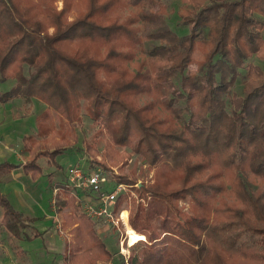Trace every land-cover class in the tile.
<instances>
[{"label": "trees", "instance_id": "1", "mask_svg": "<svg viewBox=\"0 0 264 264\" xmlns=\"http://www.w3.org/2000/svg\"><path fill=\"white\" fill-rule=\"evenodd\" d=\"M160 1L0 0V82L14 81L0 103L23 97L46 105L36 133L22 140L28 162L1 167L42 173V157L55 163L75 145L84 107L108 136L105 158L114 161L115 146H125L155 169L136 203L121 191L111 207L117 215L128 201L127 221L140 234L156 225L128 264H264V66L252 62L264 61V0H184L186 35L168 26L163 4L153 9ZM88 162L84 170H108ZM103 171L115 184H134ZM57 185L67 196L58 209L73 210L65 214L74 238L67 264L122 261L98 234L104 218L83 211L75 188ZM85 194L96 203V194ZM0 207V223L16 238L35 221L1 194Z\"/></svg>", "mask_w": 264, "mask_h": 264}, {"label": "rangeland", "instance_id": "2", "mask_svg": "<svg viewBox=\"0 0 264 264\" xmlns=\"http://www.w3.org/2000/svg\"><path fill=\"white\" fill-rule=\"evenodd\" d=\"M160 4L165 6L164 17L168 26L178 35L188 34L189 26L180 25L181 19L179 16V12L184 8L185 1L161 0L153 5V9L157 11ZM56 5L61 8V1H58ZM152 27L153 25L143 27L142 33L151 30ZM140 59L139 55L135 58L136 61ZM252 62L264 66V61L259 60L257 57H253ZM190 68L194 70L196 65L192 64ZM128 70L130 72L136 70L134 60L129 63ZM241 83L242 76L239 77L233 91L239 92ZM13 85V80L0 82V95L2 92L11 89ZM45 109L44 102L37 98L27 101L23 97H15L6 103H0V194L8 198L15 210L35 219L27 231L18 238L8 232L0 223V264H67L66 259L73 250L74 238L70 232L71 227L65 225L67 218L65 214L73 212V210L69 211L71 206L64 207L63 210L58 209V200L66 202L67 196L57 184L64 182L69 186L66 180L69 166L79 163L82 168L88 169L90 166L88 161L90 160L104 163L108 167V170H106L100 165L95 167L96 163H92L94 169L105 170L114 176H129L134 184H124L126 186L125 191L127 197L131 196L135 203L139 198L136 189L142 184L152 183L155 178V169L131 152L128 147L115 146L114 149L118 153L115 154L114 161L105 158V145L108 136L99 131V124L91 120L85 113L84 107H82L80 113L81 121L75 125L77 137L75 145L64 149L58 154L55 157V163L49 164L46 158L42 157L39 160L42 173L33 177L25 172L23 166L1 167L2 163L5 162L22 165L28 162L30 157L23 151L22 140L24 136L36 133V116ZM52 115L53 122L57 126L58 119L54 113ZM52 140L57 139L54 136L47 139V147L50 148H47L49 154L54 150ZM115 186L116 184L108 177L103 184L105 190H112ZM77 192L83 200L82 204L89 201V197L84 192L81 190H77ZM78 202L80 201L78 200ZM146 202V199L142 200L143 205H146ZM177 205L181 213L185 214L190 211V204L187 199H180L177 201ZM123 207L125 209L122 210L125 211L122 212V216L125 217L126 225L121 221L117 225L100 221L98 234L112 251L120 249V241L123 240V245L127 248L129 256L138 251L142 246L141 242L145 241L144 238L156 225L149 226L144 235L132 230L127 221L130 211L128 201L123 202ZM2 212L3 209L0 207V222ZM126 229L129 233L135 235L134 239H131ZM108 260L112 259L110 257L98 258L91 264H100Z\"/></svg>", "mask_w": 264, "mask_h": 264}, {"label": "built area", "instance_id": "3", "mask_svg": "<svg viewBox=\"0 0 264 264\" xmlns=\"http://www.w3.org/2000/svg\"><path fill=\"white\" fill-rule=\"evenodd\" d=\"M107 181V176L102 169L84 170L79 163L69 166L67 170V182L70 187L82 192H91L96 194V203L84 202L82 204L83 211L94 219L104 218L108 223L117 225L120 221L126 225L125 217L122 216V210L118 215H115L111 207L115 201L117 194L125 191L124 184H116L112 190H105L103 184ZM127 232V229H126ZM127 234V233H126ZM127 238L129 240L128 234ZM129 243V241H128ZM119 254L123 259L120 262L108 260L100 264H128L127 248L123 245V240L120 241Z\"/></svg>", "mask_w": 264, "mask_h": 264}, {"label": "bare ground", "instance_id": "4", "mask_svg": "<svg viewBox=\"0 0 264 264\" xmlns=\"http://www.w3.org/2000/svg\"><path fill=\"white\" fill-rule=\"evenodd\" d=\"M127 232L129 233L128 229H127ZM129 236L131 237V239L135 238V235L133 233H129Z\"/></svg>", "mask_w": 264, "mask_h": 264}]
</instances>
